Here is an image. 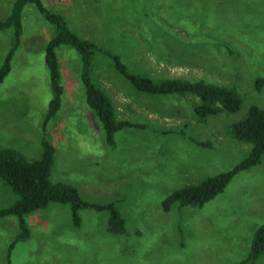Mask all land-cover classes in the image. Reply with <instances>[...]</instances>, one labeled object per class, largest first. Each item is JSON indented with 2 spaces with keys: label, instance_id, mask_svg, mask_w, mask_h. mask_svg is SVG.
Instances as JSON below:
<instances>
[{
  "label": "rangeland",
  "instance_id": "obj_1",
  "mask_svg": "<svg viewBox=\"0 0 264 264\" xmlns=\"http://www.w3.org/2000/svg\"><path fill=\"white\" fill-rule=\"evenodd\" d=\"M13 0H0V19ZM81 38L120 56L131 70L154 78L201 79L236 88L240 108L197 121L191 96L151 98L117 76L109 60L94 58L91 76L111 99L117 117L142 123L103 131L84 102L80 59L56 49L61 105L44 123L52 91L44 45L55 33L32 4L21 10V34L0 81V148L37 159L41 140L54 147L50 180L80 196L113 203L121 234L106 231L107 211L49 203L24 215L28 236L14 216L0 217V264H237L264 223V152L260 162L235 173L222 192L199 207L161 209L162 199L185 184L231 169L249 145L225 127L249 105L264 106V0H41ZM13 45V28L0 30V66ZM263 85L253 88L255 78ZM43 124H45L43 126ZM196 141L206 142L205 146ZM16 196L0 181V209ZM252 264H264V255Z\"/></svg>",
  "mask_w": 264,
  "mask_h": 264
},
{
  "label": "trees",
  "instance_id": "obj_2",
  "mask_svg": "<svg viewBox=\"0 0 264 264\" xmlns=\"http://www.w3.org/2000/svg\"><path fill=\"white\" fill-rule=\"evenodd\" d=\"M26 4H32L46 22L54 26L55 33L44 45V63L48 71L49 86L52 98L47 105L44 123L60 108L62 87L59 84L58 60L56 49L62 46L72 48L80 59V81L83 86L84 102L93 112L103 131L104 142L114 145L113 134L123 128H141L142 123L120 119L113 102L106 92L94 82L91 69L97 55L106 57L114 73L124 80L132 90L151 98L168 96H191L195 102L191 105L192 116L197 121L222 112L234 113L240 108L241 97L236 88L214 84L201 79L189 80L182 78H154L138 70L129 69L120 56L112 53L95 42L81 38L73 32L59 12L44 7L41 0H13L8 15L0 19V30L13 28V45L7 51L0 66V81L9 70V61L18 45L21 34V10ZM263 85L259 77L253 81V88L258 91ZM45 124H43L44 126ZM45 127V126H44ZM225 135L230 139L248 144L249 150L231 169L207 176L202 180L185 184L172 190L161 201V209L167 212L173 204L177 207H199L222 192L231 177L260 162L264 152V106L249 105L245 116L225 127ZM39 158L27 160L13 148H0V181L16 196L9 206L0 209V217L14 216L17 232L9 243L8 251L17 240L28 236V228L24 215L49 203L68 205L73 224L79 223V209L107 211L106 231L110 234H121L124 231V220L113 203L99 204L83 199L69 183L52 182L50 170L54 148L50 142L41 140ZM197 145L205 146L206 142L196 141ZM264 255V223L254 230L246 256L237 264H252Z\"/></svg>",
  "mask_w": 264,
  "mask_h": 264
},
{
  "label": "crops",
  "instance_id": "obj_3",
  "mask_svg": "<svg viewBox=\"0 0 264 264\" xmlns=\"http://www.w3.org/2000/svg\"><path fill=\"white\" fill-rule=\"evenodd\" d=\"M51 144V143H50ZM52 145V144H51ZM53 146V145H52ZM54 148V147H53Z\"/></svg>",
  "mask_w": 264,
  "mask_h": 264
}]
</instances>
